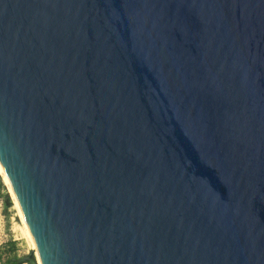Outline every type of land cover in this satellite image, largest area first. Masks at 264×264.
I'll list each match as a JSON object with an SVG mask.
<instances>
[{
	"label": "water",
	"instance_id": "95a60500",
	"mask_svg": "<svg viewBox=\"0 0 264 264\" xmlns=\"http://www.w3.org/2000/svg\"><path fill=\"white\" fill-rule=\"evenodd\" d=\"M0 169L40 264H264V0H0Z\"/></svg>",
	"mask_w": 264,
	"mask_h": 264
},
{
	"label": "rangeland",
	"instance_id": "374dc122",
	"mask_svg": "<svg viewBox=\"0 0 264 264\" xmlns=\"http://www.w3.org/2000/svg\"><path fill=\"white\" fill-rule=\"evenodd\" d=\"M0 182L2 183V185L0 184V264H11L6 260L8 256L21 257L33 250V245L23 231V221L1 176ZM5 190L8 191L11 199V203L7 206L4 204L2 196ZM9 241H14L13 250ZM21 264L27 263L22 262Z\"/></svg>",
	"mask_w": 264,
	"mask_h": 264
},
{
	"label": "bare ground",
	"instance_id": "6f19581e",
	"mask_svg": "<svg viewBox=\"0 0 264 264\" xmlns=\"http://www.w3.org/2000/svg\"><path fill=\"white\" fill-rule=\"evenodd\" d=\"M0 176H1V179L3 180V182L6 184L7 189H8V191H9V193H10V195H11L13 201H14V204L16 205V207H17V209H18V211H19V215H20V217H21V219H22V221H23V224H24L23 231H24V233L28 236V238L30 239V241L32 242V245H33V247H32L33 252H34V254H35L36 258H37L38 263L40 264L36 244H35V242H34V240H33V238H32V235H31V233H30V231H29V229H28V227H27V224H26V222H25V220H24V218H23V215H22V213H21V211H20V209H19V207H18V205H17V203H16V201H15V199H14V197H13V194H12V192H11V190H10V188H9V186H8V184H7V182H6L5 178H4V176H3V173H2V171H1V169H0Z\"/></svg>",
	"mask_w": 264,
	"mask_h": 264
},
{
	"label": "trees",
	"instance_id": "16d2710c",
	"mask_svg": "<svg viewBox=\"0 0 264 264\" xmlns=\"http://www.w3.org/2000/svg\"><path fill=\"white\" fill-rule=\"evenodd\" d=\"M0 184L2 185L1 182H0ZM2 196H3L4 204H5L6 206L9 205V204L11 203V199H10V195H9L8 191L5 190V191L3 192V195H2ZM8 243H9V245L11 246V249L13 250V248H14V241H9ZM6 260H7L8 262H10L11 264H18V263L15 261L13 255L8 256V257L6 258ZM27 264H31V263H27Z\"/></svg>",
	"mask_w": 264,
	"mask_h": 264
}]
</instances>
